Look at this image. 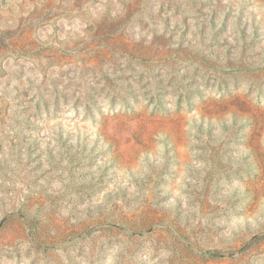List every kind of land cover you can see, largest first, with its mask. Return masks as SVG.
<instances>
[{
  "label": "rangeland",
  "instance_id": "1",
  "mask_svg": "<svg viewBox=\"0 0 264 264\" xmlns=\"http://www.w3.org/2000/svg\"><path fill=\"white\" fill-rule=\"evenodd\" d=\"M0 264H264V0H0Z\"/></svg>",
  "mask_w": 264,
  "mask_h": 264
}]
</instances>
